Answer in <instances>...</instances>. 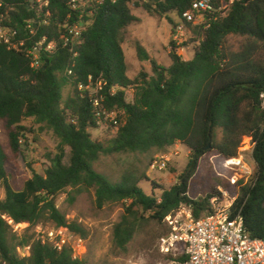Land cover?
Instances as JSON below:
<instances>
[{
    "label": "trees",
    "instance_id": "obj_1",
    "mask_svg": "<svg viewBox=\"0 0 264 264\" xmlns=\"http://www.w3.org/2000/svg\"><path fill=\"white\" fill-rule=\"evenodd\" d=\"M1 1L3 24L26 36V22L34 16L28 8L30 0ZM222 1L211 0L209 10L202 13L204 23L195 26L198 46L189 61L177 54L172 41L171 66L165 68L137 43V59L150 63L151 74L141 71L133 79L127 76L122 47L124 31L138 21L131 7L165 16L175 27L189 26L182 14L189 10L190 0L106 1L83 34L74 67L66 48L42 55L40 66L33 69L24 52L0 43V122L10 152L15 157L23 155L27 135L32 133L21 124L27 119L44 125L59 140L51 165L43 174L32 170L31 178L19 190L10 183L6 171L9 156L0 142V185L4 188L0 200V264H88L85 258L74 259L68 249L57 251L27 233L17 237L2 218L26 224L28 229L49 222L56 229L67 228L86 239L87 230L67 222L56 207V198L67 189L71 190V201L93 190L98 210L124 204L120 221L112 228V244L123 253L148 221L162 223L182 207L189 208L195 219L208 215L210 200L218 196L217 187L228 189L229 184L217 176L205 194L191 197L189 181L202 157L213 152L222 162L233 158L244 137L254 145L255 170L249 184L241 188L235 208L241 210L244 232L264 242V0H224L226 11L221 10ZM50 4L51 18L47 26L36 30V39L43 35L52 39L62 31L69 13L66 0H50ZM168 14L175 15L177 25ZM230 36L244 39L240 51L228 49ZM89 78L97 95L90 96L84 89ZM65 86L72 92L63 100ZM129 90L132 96L127 100ZM96 97L101 100L100 108L93 106ZM103 111L114 113L117 121V125L107 122L116 129L107 144L92 140L89 133L104 120ZM177 143L189 149L188 163L179 183L169 190L150 181L153 192L161 190L159 198L139 187L142 179L149 181L145 175L127 170L112 182L94 169L101 156L163 151ZM65 148L70 155L67 165ZM26 247L30 248L26 256L20 257L17 251Z\"/></svg>",
    "mask_w": 264,
    "mask_h": 264
},
{
    "label": "rangeland",
    "instance_id": "obj_2",
    "mask_svg": "<svg viewBox=\"0 0 264 264\" xmlns=\"http://www.w3.org/2000/svg\"><path fill=\"white\" fill-rule=\"evenodd\" d=\"M232 0H230L231 2ZM221 10H227V4L223 0ZM132 14L138 19L124 31V43L122 45L127 64V76L135 78L141 71L151 74L148 61L140 62L137 59L135 45L138 43L144 47L151 59L160 66L168 68L171 66L169 53L170 43L175 42L177 54L185 61L193 58L198 46V31L195 26L204 23L202 16L196 17L195 22L186 26L181 34H176L175 26L169 23L167 17L150 15L141 8L131 7ZM174 19L175 25L178 19L173 14H168ZM244 39L237 36L228 38L227 47L231 52H238L242 48ZM70 86H65L62 91L63 100L70 96ZM132 96V90L127 91V100ZM23 126L31 130L27 135V142L23 145V155L15 157L8 148L7 137L2 123L0 122V142L5 147L9 156L6 171L14 189H21L25 180L31 178L32 170L43 174L44 170L51 165V161L57 154L59 146L58 138L44 125L36 124L32 119L24 120ZM91 139L107 144L115 135L116 129L108 123L101 122L97 129H90ZM221 133L217 134V141ZM247 137L240 143L246 147ZM69 149L65 148L64 164L69 161ZM245 162L252 165L249 154L242 155ZM165 159L166 166L163 170L153 169L154 161ZM189 159V149L177 143L163 151L151 150L145 154H115L101 156L94 164L96 172L103 174L110 181L116 182L125 171L130 170L138 176L145 175L149 181L144 179L139 187L145 194H154L160 197L161 190L153 192L150 181L155 182L160 188L169 190L179 183L180 176L184 173ZM167 160V161H166ZM234 172L224 167L222 160L213 152L205 155L199 162L196 174L189 181L190 196L203 195L208 191L209 185L215 181L217 176L229 177ZM226 179V178H225ZM70 189L56 198V207L65 216L67 222H76L88 232L85 242L86 252L82 255L88 264H171V260L180 256V251L165 255L159 250V239L168 233V225L164 222L148 221L142 225L133 241L128 245L126 252H120L112 244V228L120 221L124 211V204L107 205L98 210L94 205V191H84L71 201ZM4 198V188L0 185V200ZM44 229L54 228L52 223H40ZM12 234L17 237L25 233L34 236V227L28 229L26 224L10 227ZM27 250L17 251L20 257L26 256Z\"/></svg>",
    "mask_w": 264,
    "mask_h": 264
},
{
    "label": "built area",
    "instance_id": "obj_3",
    "mask_svg": "<svg viewBox=\"0 0 264 264\" xmlns=\"http://www.w3.org/2000/svg\"><path fill=\"white\" fill-rule=\"evenodd\" d=\"M106 1L114 3L116 0H66L69 13L62 23V31H58L52 39L46 35L36 39V30L48 25L52 15L51 4L50 0H30L28 8L34 16L26 22V36L3 24L5 14L0 12V43L10 50L24 52L33 69L40 66L42 55L54 54L59 47L66 48L72 55L71 67H74V58L78 46L83 42V34ZM210 3L211 0H190V8L182 14V19L187 24H193L196 17L209 10ZM2 7L3 2L0 0V9ZM185 29L184 24L178 25L175 28L176 34H181ZM68 74H72L71 68ZM79 89L82 90V87ZM84 89L90 91V96L98 93L91 87V78ZM93 106L100 108L101 100L94 98ZM103 115L102 122L117 125L114 113L103 111ZM246 140L245 148L239 146L237 155L223 162L224 167L234 172L225 177L230 188L217 187L218 196L210 200L208 215L195 219L189 208L182 207L165 218L168 233L159 239V250L165 255L180 251V256L171 264H264V242L244 232L241 210L235 208L241 188L249 184L255 170L252 159L254 145L249 138ZM246 154L251 156L252 165L243 160L242 155ZM165 166V159L156 160L152 164L153 169L159 170ZM2 218L10 227L21 225L6 216ZM34 236L35 241L50 245L57 251L68 249L74 259L82 258L86 252L84 240L67 228L44 229L38 225L34 228ZM25 249L28 251L30 248Z\"/></svg>",
    "mask_w": 264,
    "mask_h": 264
}]
</instances>
